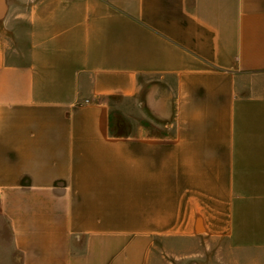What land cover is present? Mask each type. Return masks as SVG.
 <instances>
[{
  "label": "crops",
  "instance_id": "0c3cea01",
  "mask_svg": "<svg viewBox=\"0 0 264 264\" xmlns=\"http://www.w3.org/2000/svg\"><path fill=\"white\" fill-rule=\"evenodd\" d=\"M259 234L264 0H0V264H252Z\"/></svg>",
  "mask_w": 264,
  "mask_h": 264
},
{
  "label": "rangeland",
  "instance_id": "374dc122",
  "mask_svg": "<svg viewBox=\"0 0 264 264\" xmlns=\"http://www.w3.org/2000/svg\"><path fill=\"white\" fill-rule=\"evenodd\" d=\"M258 236V238L254 239V241H258V246L251 248V252L256 256L252 264H264V234H259ZM219 245L220 244H215L214 248L208 249L206 255L200 256L196 253L197 255L193 254L192 257L186 259L173 258L165 254V256H162V264H226L224 262L230 261L232 258L228 255V253H232V249L229 247L220 248ZM222 256H224V260L219 259Z\"/></svg>",
  "mask_w": 264,
  "mask_h": 264
}]
</instances>
